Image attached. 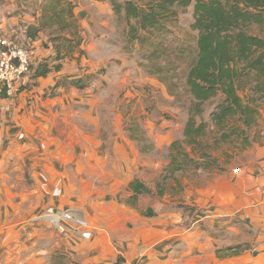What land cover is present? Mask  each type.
<instances>
[{
    "label": "crops",
    "instance_id": "obj_1",
    "mask_svg": "<svg viewBox=\"0 0 264 264\" xmlns=\"http://www.w3.org/2000/svg\"><path fill=\"white\" fill-rule=\"evenodd\" d=\"M42 1L0 0V34L21 35L35 67L61 63L13 97L0 93V264H264L260 115L230 162L195 157L180 141L187 121L160 102L173 99L165 83L135 79L140 69L103 29L109 4L75 0L83 54L59 61L46 32L26 35ZM116 74L129 107L103 98Z\"/></svg>",
    "mask_w": 264,
    "mask_h": 264
},
{
    "label": "trees",
    "instance_id": "obj_2",
    "mask_svg": "<svg viewBox=\"0 0 264 264\" xmlns=\"http://www.w3.org/2000/svg\"><path fill=\"white\" fill-rule=\"evenodd\" d=\"M108 1L117 20L127 24L128 42L149 44L148 59L158 54L163 45L162 41L155 43L153 32L168 30L167 23L176 21L180 13L193 6L191 27L198 35L195 59L186 79L191 109L184 130L185 142L200 144L198 137H203L209 127L217 128L224 139L235 134L246 137L258 121L257 102L264 99V0ZM74 9V0H43L41 15L28 26L27 37L35 39L40 32H47L59 61L75 52L82 53L83 38L78 33ZM33 68L34 78H38L53 69L60 70L61 63L51 67L46 61ZM160 80L164 83L166 79ZM83 83L84 78L72 81L76 86ZM240 93H245V97ZM215 98L219 102L211 113L210 125L198 122L196 117L204 113V104ZM231 119L241 127L228 131ZM244 140L248 142L247 138ZM172 147L179 149L180 142H174ZM179 154L188 159L186 154ZM134 185L136 190L141 189L138 181Z\"/></svg>",
    "mask_w": 264,
    "mask_h": 264
},
{
    "label": "rangeland",
    "instance_id": "obj_3",
    "mask_svg": "<svg viewBox=\"0 0 264 264\" xmlns=\"http://www.w3.org/2000/svg\"><path fill=\"white\" fill-rule=\"evenodd\" d=\"M101 1L107 2L111 9L110 17L108 18V16L107 17L104 16L105 25L102 27L103 29H107L108 31L109 29H111L112 33L110 35L111 36L110 41L113 42L112 44H115L118 47V52L119 54L121 53L123 55V59L126 60L127 67L128 68L133 67L132 63H134L135 65L138 66L137 68L140 69L139 70L140 72L138 71L135 72L134 74L135 79L140 78L139 76L145 77L146 75L154 76L157 79H161V77L166 79L164 83L165 85H167L166 87H168L167 88L168 93L173 97V99L168 100V98L167 99L164 98L161 99L160 102L165 103L167 107L170 106L169 104H167L168 101L169 103H173V105L175 106V110L178 111V114H176L177 115L176 118H179L180 120L184 117L185 120L187 121L190 116L191 96L187 91L188 88L186 85V79L190 66L195 59L194 51L196 49L195 48L196 39L198 35L197 31L193 30L191 27L192 23L194 22L193 6L189 7L184 12L180 13L176 21L167 23L165 26L168 28V30H163V31L155 30L153 32L152 36H154L153 40L155 41V43H159L162 41L163 45L161 49L157 51L158 54H156L151 59H148L146 56L149 55L150 50H148L147 48L149 47V44L142 46V44H140L138 41L133 43L128 42L127 33H126V29H127L126 22L117 20V18L114 15L112 5L108 0H101ZM75 19H76V25L78 27V20L76 16ZM79 31L80 30L78 29V32ZM101 35H103V33H101ZM19 38L22 43L25 41V39H23L21 35ZM49 41H51L50 36L48 42ZM115 50L117 49L115 48ZM33 67L35 66L32 65L31 72H33L34 69ZM102 71L104 72L103 74L107 73L105 72V69H103ZM30 74H28V76L31 79H33L34 76L31 77ZM117 76L118 74L110 78V80L114 78L112 83H105L104 88L106 90V93H104L103 98L106 99V101L111 100L112 103L113 102L116 103V106L119 105L121 108H125L127 102L120 101V98H118L117 96V93L120 91V88L114 83V81L117 80L115 79ZM92 78L87 79V82H89V84L91 80H93ZM24 86H27V84L23 85L21 87V90L26 89V87ZM240 94L242 97H245V93H240ZM154 100L157 101L156 96ZM218 102H219V98H215L212 101L206 102L203 106L204 113L196 117L197 121L204 122L210 125L211 113L215 109L216 104ZM257 103L259 104L258 109H259V115L261 117L260 123L264 128V99L260 100ZM129 106L130 105H128V107ZM176 111L168 113L169 116L167 115L165 118L172 119ZM163 112L164 109L161 108L159 110L160 113L159 115L161 116ZM159 115H157L156 117H159ZM177 125H179V123H177ZM228 126H229L228 131H230V128L241 127V125L233 119L230 120ZM250 134L254 136L255 130H252ZM222 138H223L222 132H219L217 128H215V130H212V128L209 127L207 128L206 134L203 137L201 138L198 137V141H200V144L183 143L184 141L183 139L180 141L182 142L183 147H185L188 152L194 153V154L192 153L194 156L195 154H197L198 157L199 155L202 157V155H205L206 153L214 154L216 159L220 161L221 164L222 163L225 164L226 162H230V158H231L230 155H235L240 150L239 149L240 146L246 142L244 141L243 137H237L236 134L231 138H227V139L223 138L224 140ZM174 152L180 153V150L175 149ZM179 159L182 160V164L189 163V161L185 160L183 156H179Z\"/></svg>",
    "mask_w": 264,
    "mask_h": 264
},
{
    "label": "built area",
    "instance_id": "obj_4",
    "mask_svg": "<svg viewBox=\"0 0 264 264\" xmlns=\"http://www.w3.org/2000/svg\"><path fill=\"white\" fill-rule=\"evenodd\" d=\"M32 60V49L17 38L0 34V93L13 97L21 91L25 78L32 71ZM62 217L68 222L75 218L70 212L63 213Z\"/></svg>",
    "mask_w": 264,
    "mask_h": 264
}]
</instances>
